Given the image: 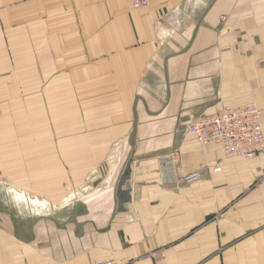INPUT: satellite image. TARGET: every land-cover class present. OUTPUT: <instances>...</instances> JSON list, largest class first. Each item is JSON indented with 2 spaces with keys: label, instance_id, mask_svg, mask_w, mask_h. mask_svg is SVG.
Wrapping results in <instances>:
<instances>
[{
  "label": "crops",
  "instance_id": "obj_1",
  "mask_svg": "<svg viewBox=\"0 0 264 264\" xmlns=\"http://www.w3.org/2000/svg\"><path fill=\"white\" fill-rule=\"evenodd\" d=\"M0 98V264H264V152L188 129L264 123V0H0Z\"/></svg>",
  "mask_w": 264,
  "mask_h": 264
},
{
  "label": "built area",
  "instance_id": "obj_2",
  "mask_svg": "<svg viewBox=\"0 0 264 264\" xmlns=\"http://www.w3.org/2000/svg\"><path fill=\"white\" fill-rule=\"evenodd\" d=\"M153 0H130L131 7L140 9L149 6ZM222 20L224 17L222 16ZM3 114L0 98V117ZM188 129L200 145L220 144L225 156H242L253 159L259 152H264V123L262 109L255 101L240 106H232L217 112L202 113L194 117ZM161 178L166 183L178 182L179 178L186 183L197 182L202 178L200 170L179 176V158L176 152L161 158ZM264 182V172L257 177L256 183ZM95 264H116L111 260H97Z\"/></svg>",
  "mask_w": 264,
  "mask_h": 264
},
{
  "label": "water",
  "instance_id": "obj_3",
  "mask_svg": "<svg viewBox=\"0 0 264 264\" xmlns=\"http://www.w3.org/2000/svg\"><path fill=\"white\" fill-rule=\"evenodd\" d=\"M128 177H129L128 173L123 174L118 182L117 190H118L119 204L121 208L125 202L131 199L130 190L123 188Z\"/></svg>",
  "mask_w": 264,
  "mask_h": 264
},
{
  "label": "rangeland",
  "instance_id": "obj_4",
  "mask_svg": "<svg viewBox=\"0 0 264 264\" xmlns=\"http://www.w3.org/2000/svg\"><path fill=\"white\" fill-rule=\"evenodd\" d=\"M21 107V106H20ZM29 107H32V106H29ZM28 115V114H27ZM30 139H32V138H30Z\"/></svg>",
  "mask_w": 264,
  "mask_h": 264
},
{
  "label": "bare ground",
  "instance_id": "obj_5",
  "mask_svg": "<svg viewBox=\"0 0 264 264\" xmlns=\"http://www.w3.org/2000/svg\"><path fill=\"white\" fill-rule=\"evenodd\" d=\"M194 183V182H193Z\"/></svg>",
  "mask_w": 264,
  "mask_h": 264
}]
</instances>
